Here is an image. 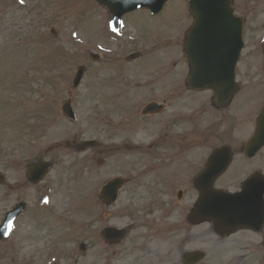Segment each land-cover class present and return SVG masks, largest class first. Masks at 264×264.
<instances>
[{
    "label": "rangeland",
    "instance_id": "374dc122",
    "mask_svg": "<svg viewBox=\"0 0 264 264\" xmlns=\"http://www.w3.org/2000/svg\"><path fill=\"white\" fill-rule=\"evenodd\" d=\"M234 1L246 20L238 68L244 87L236 97L242 101L215 115L206 108L210 94L185 88L184 41L193 25L187 0L170 1L158 16L133 12L119 34L97 0H0V172L7 181L0 184V224L16 201L29 205L12 237L0 242V264H185L189 252L204 254L199 264H264L254 247L245 252L250 233L222 235L213 222L185 220L199 199L193 180L221 140L235 154L218 188L232 192L251 168L242 150L255 128V106L264 102V0ZM80 66L87 72L73 89ZM68 99L73 122L61 112ZM152 102L168 107L144 116ZM220 117L224 139L201 134ZM90 140L98 142L94 149L74 148ZM37 158L54 166L42 184L29 186L26 163ZM117 176L133 184L106 207L99 192ZM169 180L174 190L166 192ZM16 182L27 184L8 186ZM107 227L128 235L109 245L101 235Z\"/></svg>",
    "mask_w": 264,
    "mask_h": 264
},
{
    "label": "water",
    "instance_id": "95a60500",
    "mask_svg": "<svg viewBox=\"0 0 264 264\" xmlns=\"http://www.w3.org/2000/svg\"><path fill=\"white\" fill-rule=\"evenodd\" d=\"M110 6L117 18L124 13L140 7H149L154 13L162 10L167 0H101ZM192 10L195 13L198 24L187 40V53L192 64L191 85L196 88L214 86L220 96L234 93V71L243 47L241 41L242 24L240 20H233L230 11V0H192ZM85 67H80L75 79V87H78L85 75ZM71 102L64 105V113L74 119L75 114L71 108ZM152 106H148L146 111ZM94 142L83 143L79 149L94 146ZM49 164L41 162L32 166V172H39L38 179L46 174ZM216 174V173H215ZM205 178L200 188L204 192L198 204V212L203 219H213L224 228H229L235 220L236 209H244L242 201L245 197L230 196L228 194L213 193L211 190L213 178ZM201 178V179H202ZM200 180V179H199ZM121 178L115 179L105 187L103 196L117 198L118 189L124 184ZM23 206L14 214L21 213ZM245 211V210H244ZM2 234V229L0 231ZM1 236V237H2ZM123 232L115 231L112 238L120 240ZM203 255L194 254L188 257V263H197L203 259Z\"/></svg>",
    "mask_w": 264,
    "mask_h": 264
},
{
    "label": "flooded vegetation",
    "instance_id": "af4514ba",
    "mask_svg": "<svg viewBox=\"0 0 264 264\" xmlns=\"http://www.w3.org/2000/svg\"><path fill=\"white\" fill-rule=\"evenodd\" d=\"M209 93L211 94V96H209V101L206 102V105H209V103L211 101V104L214 106V103L212 102L213 94L211 92H209ZM238 102H240V101H238ZM196 108L199 111L198 113L201 114V112H202V110H203L204 107L201 104L200 107H196ZM213 111L215 112V115L217 114V112H219V110H215V109H213ZM215 122H216V120H214V119H212L211 121L208 120L207 123L205 124L204 128H202L201 134H204L205 136L211 137V138H220L219 137V129L214 126L215 125ZM180 137L186 139L187 138V135L186 134H184V135L181 134ZM250 167L251 168L249 169V175L247 173L246 174V177L247 176L248 177H251L255 173L264 174V162H262V163H260L258 165V169H255V167H253V166H250ZM246 177L243 180H241L239 182V184L236 185L238 187L237 190H240V188L243 186L244 182L246 181ZM9 187L12 188L10 185H9ZM14 187H17V186H14ZM23 187L24 186H21L20 188L22 189ZM248 233H250L251 235L257 236V239L260 240V246L259 247L264 250V246H263V241H264V228L262 229L261 232L248 231ZM259 235L261 236V238H259Z\"/></svg>",
    "mask_w": 264,
    "mask_h": 264
},
{
    "label": "bare ground",
    "instance_id": "6f19581e",
    "mask_svg": "<svg viewBox=\"0 0 264 264\" xmlns=\"http://www.w3.org/2000/svg\"><path fill=\"white\" fill-rule=\"evenodd\" d=\"M216 229H217L220 233H226V232H228V230L226 229V227L224 228L222 225H219L218 223L216 224Z\"/></svg>",
    "mask_w": 264,
    "mask_h": 264
}]
</instances>
